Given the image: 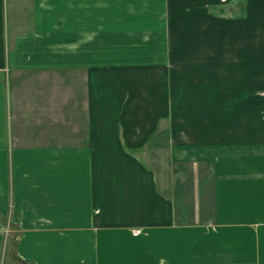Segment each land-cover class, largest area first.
I'll list each match as a JSON object with an SVG mask.
<instances>
[{"label":"rangeland","instance_id":"1","mask_svg":"<svg viewBox=\"0 0 264 264\" xmlns=\"http://www.w3.org/2000/svg\"><path fill=\"white\" fill-rule=\"evenodd\" d=\"M32 1L3 0L5 57L14 45L34 41L47 46L42 55L49 60L63 57L65 67L46 71L61 75L65 123L79 130L65 131L64 141L89 147V72L96 125L112 127L105 134L115 144L108 155L125 154L153 176L176 222H198L209 211L206 203L200 210V196L213 194L216 174L264 172V0H86L80 12L104 16L89 39L25 36L33 26ZM59 1L45 0L42 13ZM87 63L95 68L70 66ZM36 70L17 69L13 86ZM19 85L18 92H33ZM100 135L93 134L97 141ZM122 167L130 173L131 161ZM3 226L8 245L17 232L9 219Z\"/></svg>","mask_w":264,"mask_h":264},{"label":"crops","instance_id":"2","mask_svg":"<svg viewBox=\"0 0 264 264\" xmlns=\"http://www.w3.org/2000/svg\"><path fill=\"white\" fill-rule=\"evenodd\" d=\"M32 2L33 26L25 36L89 39L97 35V20H104L94 9L80 12L86 0H60L56 10L44 13L45 0ZM4 18L0 0V264H264V172L239 168L216 174L213 194L200 196V210L206 203L209 211L198 222H176L153 176L125 154L108 155L114 140L105 134L112 127L96 125L89 72V147L64 141L65 131L79 130L65 123L61 75L46 71L65 67L63 57L49 60L42 55L47 46L36 41L14 45L5 57ZM21 68L37 70L13 86V73ZM21 81L33 92H18ZM28 118L32 123L24 124ZM95 133L104 136L97 141ZM128 160L131 172H122ZM4 218L17 232L8 245Z\"/></svg>","mask_w":264,"mask_h":264}]
</instances>
